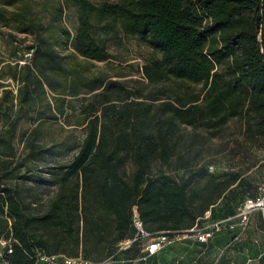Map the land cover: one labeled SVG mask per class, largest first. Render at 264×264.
<instances>
[{
	"label": "trees",
	"instance_id": "16d2710c",
	"mask_svg": "<svg viewBox=\"0 0 264 264\" xmlns=\"http://www.w3.org/2000/svg\"><path fill=\"white\" fill-rule=\"evenodd\" d=\"M27 1L0 0V29L38 37L23 47L30 59L22 66L0 55V154L9 158L0 160V240L14 241L5 260L36 264L43 253L116 261L141 248L136 241L120 250L136 236L135 212L148 232L170 236L204 227L209 211V221L220 219L215 209L245 180L195 162L190 149L197 138L183 148V129L221 136L237 123L264 139V0H58L52 22L61 25L67 53L42 37ZM67 8L77 14L73 33L62 23ZM122 34L155 53L137 70V90L90 74L92 64L114 59L109 45L121 44ZM2 40L13 52L24 44ZM7 69L17 94L3 81ZM49 93L90 101L82 107L85 137L69 162L47 169L43 183L55 193L36 209L10 184L24 176L21 163L12 167V141L19 121ZM130 159L136 170L128 181L121 169ZM156 163L168 172L153 173ZM257 188L249 185L247 198ZM221 207L234 216L240 206Z\"/></svg>",
	"mask_w": 264,
	"mask_h": 264
},
{
	"label": "rangeland",
	"instance_id": "374dc122",
	"mask_svg": "<svg viewBox=\"0 0 264 264\" xmlns=\"http://www.w3.org/2000/svg\"><path fill=\"white\" fill-rule=\"evenodd\" d=\"M57 1L28 0L27 2L31 17L43 27L42 37L50 39L59 52L67 53L60 32L61 25L59 23L55 25L52 22L54 17L52 6L57 4ZM76 15L74 8L65 9L63 15L62 23L72 33L76 26ZM14 37L24 43L17 52H13L12 46L4 44L2 40L11 41ZM121 38V44L111 43L109 45V52L114 56V59L108 63L92 64L90 74L103 75L110 80L125 83L130 89L137 90L141 87L140 83L143 78V75L137 73V70H142L146 61L154 57L155 53L146 45L139 43L134 37L122 34ZM37 39L34 32L24 35L11 29H0V55L5 61L10 60L13 66L16 64V60H20L19 64L22 66L30 59V54L23 47L31 45ZM8 73L7 69L3 81L6 84L10 83V89L14 94H17L16 84L12 80H8ZM88 97L80 95L54 99L53 95L49 93L46 99H40L34 110L27 117L21 119L17 125L16 135L12 141L17 155L12 167L15 163H21L24 176L14 179L10 184L19 187L27 201L35 203L33 206L36 209H40L55 193L54 187L46 186L43 183L44 177L48 176L47 169L69 162L77 153L85 137L82 107L89 103ZM48 103H50V109ZM2 130L3 125L0 122V132ZM183 134L186 138L183 148L191 146V136L197 138L194 147L190 149L194 151L195 162L204 163L206 161L209 172L217 176L239 174L244 178L247 186L243 188L231 187L229 189L231 191L221 205L227 203L236 210L250 195L249 185L256 187L264 184V139L251 136L237 123H231L221 136H212L205 130L195 131L191 128H184ZM4 136L9 138L7 133ZM196 151L199 154H196ZM1 159L9 158L0 154ZM135 170L136 166L130 159L121 169V173L126 180L131 181ZM160 170L168 172L159 163L153 165V173ZM175 173L171 172V174ZM184 173L185 170L177 172L180 176ZM141 253L142 248H135L128 255H121L116 261L111 260L110 264H121L118 263V260L123 259L130 262L126 261L122 264H149L150 260L148 262L137 261Z\"/></svg>",
	"mask_w": 264,
	"mask_h": 264
},
{
	"label": "crops",
	"instance_id": "0c3cea01",
	"mask_svg": "<svg viewBox=\"0 0 264 264\" xmlns=\"http://www.w3.org/2000/svg\"><path fill=\"white\" fill-rule=\"evenodd\" d=\"M219 205L215 213H220V219L231 220L233 215L227 214ZM209 221L207 224L213 222ZM234 228H225L214 234L207 242L197 239L195 233L179 234L177 240L166 245L164 249L140 262L149 264H264V212L255 211L250 214L248 226L243 230L238 219L229 221ZM206 224V225H207ZM130 262L118 260V263Z\"/></svg>",
	"mask_w": 264,
	"mask_h": 264
},
{
	"label": "built area",
	"instance_id": "2783aa9c",
	"mask_svg": "<svg viewBox=\"0 0 264 264\" xmlns=\"http://www.w3.org/2000/svg\"><path fill=\"white\" fill-rule=\"evenodd\" d=\"M255 211H263L264 212V184L259 185L257 188V194L253 197L247 198L238 208L237 214L233 219L239 220V225L244 230L249 223L250 214ZM211 217V212H207L205 219L209 220ZM231 219V220H233ZM231 220H223V221H213L204 227L195 226L193 229L187 231V233H195L197 239L200 242H207L210 238L214 236V234L222 231L225 228H234L235 224H229ZM134 226L136 228V236L132 240H127L120 244V250L125 251L128 250L134 242L141 241V248L144 251V255L140 257V260L146 261L149 257L155 255L166 245L172 244L177 240L174 236H170L166 232L160 233H151L148 232L139 215L135 212L134 214ZM14 241L13 239H1L0 240V264H10L7 260H5V256L13 253ZM111 259L101 261V262H93L82 257L78 258H70V257H59V256H49L43 253H39L38 261L36 264H110Z\"/></svg>",
	"mask_w": 264,
	"mask_h": 264
}]
</instances>
